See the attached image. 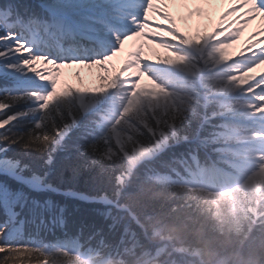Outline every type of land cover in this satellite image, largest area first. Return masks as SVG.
<instances>
[{
  "label": "snow or ice",
  "instance_id": "6c2138e0",
  "mask_svg": "<svg viewBox=\"0 0 264 264\" xmlns=\"http://www.w3.org/2000/svg\"><path fill=\"white\" fill-rule=\"evenodd\" d=\"M0 264H264V0L0 4Z\"/></svg>",
  "mask_w": 264,
  "mask_h": 264
},
{
  "label": "trees",
  "instance_id": "16d2710c",
  "mask_svg": "<svg viewBox=\"0 0 264 264\" xmlns=\"http://www.w3.org/2000/svg\"><path fill=\"white\" fill-rule=\"evenodd\" d=\"M8 0H0V4L3 3H7ZM20 2H24V3H28L31 4L33 7H36L37 5H35L33 2H31L30 0H20ZM12 154L10 155H20L22 156V158L24 157L21 153H19L16 149L13 148V151H11ZM34 156V155H33ZM33 160V159H32ZM55 161L58 162L59 166L60 164H66L62 166V168H64L66 166V168L62 169V174L60 173V167L56 166L54 163L53 166V180L56 184H58L59 186H61V188L66 189V188H75L81 191H86L89 190V183L87 180H83V179H78L76 177V179L73 178L71 170L69 167H67L68 165V161L66 160V158L63 155H56L55 157ZM42 165H37V168L39 169ZM66 173V175H65ZM85 174L87 173H82L81 176H85ZM88 175H86L87 177ZM69 178V179H66ZM65 180H70V181H65ZM74 180L75 182L71 181ZM56 199H62V197H56ZM82 208V212L77 213L76 215L82 219H84L87 222H92V220L95 218V214L92 212V208L93 207H99V206H89V205H82L80 206ZM70 229L72 231L76 230L77 224L76 222L70 223Z\"/></svg>",
  "mask_w": 264,
  "mask_h": 264
},
{
  "label": "rangeland",
  "instance_id": "374dc122",
  "mask_svg": "<svg viewBox=\"0 0 264 264\" xmlns=\"http://www.w3.org/2000/svg\"><path fill=\"white\" fill-rule=\"evenodd\" d=\"M39 1H41V0H39ZM42 2V1H41ZM237 50V49H236ZM236 50H234V51H236ZM11 151H13V149L11 150ZM11 151L9 152V155L10 154H12L11 153ZM18 154V153H17ZM16 154V155H17ZM23 159H24V162L25 163H28V164H30V165H33V166H35V167H37V165H42L43 166V160L40 158V157H36V156H24L23 157ZM33 159V160H32ZM59 163L58 162H56L55 161V165L58 167L59 165H58ZM65 164H66V162H65ZM64 163L63 164H60V170H58V171H60V173L62 174L63 172H62V169H64V168H66V166L64 167V168H62V166L63 165H65ZM41 166V167H42ZM54 166V165H53ZM65 175H66V173H65ZM86 175H88V174H85V176L83 177V176H79V178L78 179H83V180H89V177L87 176L86 177ZM66 179H69V178H66ZM74 179H76V178H74ZM65 181H70V180H65ZM71 181H73V182H75L74 180H71Z\"/></svg>",
  "mask_w": 264,
  "mask_h": 264
},
{
  "label": "bare ground",
  "instance_id": "6f19581e",
  "mask_svg": "<svg viewBox=\"0 0 264 264\" xmlns=\"http://www.w3.org/2000/svg\"><path fill=\"white\" fill-rule=\"evenodd\" d=\"M224 6H226V5H224ZM238 47H239V46L237 45L236 48H234L232 51L235 52L234 50L238 49Z\"/></svg>",
  "mask_w": 264,
  "mask_h": 264
}]
</instances>
